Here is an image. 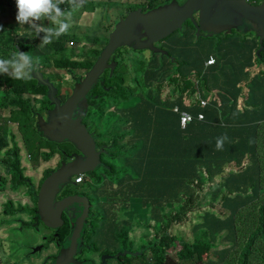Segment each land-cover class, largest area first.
<instances>
[{
	"label": "trees",
	"instance_id": "trees-1",
	"mask_svg": "<svg viewBox=\"0 0 264 264\" xmlns=\"http://www.w3.org/2000/svg\"><path fill=\"white\" fill-rule=\"evenodd\" d=\"M112 1H96V5L108 12L114 6ZM135 1L142 4L146 0ZM148 1L151 7L156 8L173 0ZM2 3L11 7L15 5V0H3ZM81 3L82 0H72L69 4L65 0V3L59 4V8L71 12ZM88 4L89 0H86L80 9ZM137 8L139 5L131 10ZM3 17L0 15V59H10L16 52L30 53L36 58V48L23 43L24 38L18 40L15 36L20 34L21 26L12 27L11 34L4 27ZM46 34L43 30L35 29L32 38L41 44ZM79 41L95 44L93 37L89 39L67 32L45 47L55 55L64 52L65 48L66 52L69 49L72 59H66V69L76 75L78 71L88 72L103 51L102 44L94 48L85 43L84 50L88 48L89 52L78 53L73 46ZM238 43V39L230 40L217 46L218 53H213L212 44L205 43L202 38L193 41L180 30L158 41L155 44L158 45L157 51L147 50L151 52V57L146 62L130 58L133 63L127 83V65L120 56L117 59L118 67L109 80L121 74L122 84L109 85L105 81L94 86L88 94L90 112L104 114L116 111L121 116L122 125L118 131L109 130L104 122L99 126L85 123L98 146V152L101 150L103 165L99 170L106 167V170L118 172L113 209L128 208L130 216H138L149 229L153 228L156 232L152 241L147 246L144 244L139 249L141 253L136 255L143 260L148 251L145 264L264 263L263 247H260L264 241V192L252 188L235 191L226 188L229 181H234L233 188L238 189L240 179L249 169L250 154L264 141V76H252L251 82L245 83L250 73L246 66L253 64L254 54L259 55L264 49L257 53L261 45L251 39H245L239 49ZM229 48L233 49L232 52L237 50L234 60L225 57L231 51ZM210 57L217 61L213 66L206 67L205 63ZM81 58H85L87 67L82 66L83 69L79 70L73 65ZM112 61H115L114 58ZM227 62H231V68L227 67ZM38 67L44 78H51L45 77L40 64ZM164 86L171 88L167 97H164ZM0 93V121L4 116L2 111H9L7 122L10 123L17 115L27 116L29 113L28 119L31 120L30 114L33 112L43 114L42 110L54 107L49 100L48 88L33 76L31 79H14L0 72ZM127 98L130 99L129 103L125 102ZM17 104L19 109L14 111L13 106ZM184 114L189 118L185 127L181 123ZM9 127L3 121L0 123V154L5 150V154L11 155L14 161L0 158V165L11 176L12 186L17 187L28 180L21 166L20 148L14 136L12 140L9 139ZM225 134L228 139L223 144V150H217V138ZM66 151L69 153L75 148L71 145ZM227 151H240L242 154L236 160H232L234 155H230L228 166H225L223 156ZM54 155L55 151L50 150L46 160H51ZM109 158L111 163L108 162ZM225 167H232V172L238 170L239 176L235 178L231 172L218 185L215 184V178L224 172ZM51 173L48 172L45 178ZM208 183L212 185V190L206 196L203 191ZM29 188L35 196L34 184L31 183ZM248 190H253L256 196L262 198H257L251 208L241 209L248 200H242L240 196L232 197V194ZM128 191L133 193L132 197ZM119 195L128 196L129 199L122 201ZM222 195L223 214L218 204ZM77 198L81 201L79 196ZM34 201L36 203L35 198ZM10 205H5L7 216L12 213L10 210L13 205ZM137 207L144 214H137ZM65 208L66 201L61 212ZM20 211L26 212V218L17 217L19 220L12 218L9 221L29 225L36 220L35 213L33 215L29 207L21 208ZM100 212L116 219L117 233L121 237L127 236L132 230L131 218L102 207ZM255 212H259L256 221L251 227L246 226L245 222L253 218ZM189 219L196 221L192 227V242L169 231V228ZM143 243L142 240L139 246ZM178 245H181L179 251L175 250ZM221 246L224 250H220ZM171 248L175 250L173 257L169 254ZM252 249L254 258L249 253ZM231 252L234 253L232 257Z\"/></svg>",
	"mask_w": 264,
	"mask_h": 264
},
{
	"label": "rangeland",
	"instance_id": "rangeland-1",
	"mask_svg": "<svg viewBox=\"0 0 264 264\" xmlns=\"http://www.w3.org/2000/svg\"><path fill=\"white\" fill-rule=\"evenodd\" d=\"M3 0H0V2ZM96 1H103V0H89V4L85 6L84 9H80L78 12L74 14V16L71 17L73 19V26L68 30V32L77 33L84 37H91L94 38L95 44H92L91 42L87 41L86 44H90L91 47L99 48L102 44V48L104 49L108 41L106 42L107 37L109 38L111 32L114 30L116 24L119 22V20L126 18L128 12L131 11L132 8L139 5V7L143 6L142 4H138L135 0H113L114 6L110 8L108 12H104L103 8L99 5H96ZM260 1V0H257ZM242 6H247L249 8V1L243 0V4L241 1H237ZM76 8V7H75ZM73 8L72 11L75 9ZM95 9V10H94ZM62 11H68L66 9H61ZM16 5L13 6H7L6 3H2L0 5V15H3V21H4V27L8 30L9 33L12 34V27H17L19 24L16 22L15 16H16ZM71 11V10H70ZM71 11V12H72ZM260 17L254 15L252 17V14H248V17L255 18V19H261V15L264 16V9L259 10ZM226 14H232V15H240L236 13L232 9H226ZM173 15L177 16L178 12L176 10L173 11ZM253 21V20H252ZM37 25L40 26V29L42 28H52L53 25L51 22L47 19L42 21H37ZM255 24V23H253ZM208 25V23H206ZM246 25L245 18L241 19L237 25H235L233 28L227 29L222 31L219 34L214 35L215 39V45H224L226 44L234 35H236L241 28H243ZM29 27V26H28ZM35 30V29H33ZM21 31H26L25 29H22ZM20 31V33H21ZM212 36V35H211ZM247 37V38H246ZM251 34H246L243 37H238L239 41H244L245 39H250ZM105 38V39H104ZM253 41L256 42V39L253 38ZM23 43L27 45H32L36 50H34V55L36 58H39L40 65L42 66V70L46 73V76H53V81L55 86L58 89V92L61 94L60 99L65 100L68 96H70L75 87V83L77 79H83L85 73L87 71L82 70L78 71L76 75H73L70 73V75L66 72H61L60 69L66 67V59H72V56L69 54L70 50L68 49L66 52V48L64 52H60L59 54H51L50 51L46 47L43 49H40L38 46L40 45V42L35 41L34 39H31L29 37H26L23 39ZM85 43L82 41L76 42L73 47H75L76 51L85 52L88 53L89 50L86 48L84 50ZM259 43H261L259 41ZM261 50V46L259 47ZM231 50L226 55L229 56L232 60H234V57L236 56V51L232 52V48H229ZM117 51L121 54V58L123 59V63L127 65L126 70L128 71V77L126 76L125 82H128L129 74L131 73V63H133V60H130V58L136 59V60H143L144 62L147 61V58H150V55L148 53H145L144 51H135L134 49H130L128 47H120L116 50L115 54L113 56L117 55ZM159 56V55H157ZM156 56V57H157ZM160 57V56H159ZM78 63H75L73 66L76 69H83V67H87L85 64V58H81L77 60ZM83 63V64H79ZM93 66L90 67V69ZM246 70H249V78L246 79L245 83L248 84L251 82L252 76H258L262 77L264 76V51H262L259 55L254 54L253 56V64L246 66ZM9 71L11 72V69L9 68ZM108 72V71H107ZM105 73V78H107L108 73ZM111 79V78H110ZM109 85H121L122 84V76L121 74L116 77V79L109 80V76L106 79ZM113 89V86H111ZM169 90L171 88L164 86V97L169 96ZM46 95V94H44ZM0 96H2V93H0ZM16 100L18 99L16 96L14 97ZM24 101H27L26 97H23ZM15 100V101H16ZM62 101V102H63ZM64 101V102H65ZM130 102V99L127 98L125 102ZM63 102V103H64ZM18 104L13 106L14 111H18L19 107ZM48 106V104H47ZM91 106L88 105L87 108L84 110L85 112L82 114L84 116V124H96L99 126L102 122L106 124L107 127H109V130L115 129V131H118L120 126L122 125L121 116L116 111H110L103 113H97V112H90ZM3 119L0 121V123L3 121L7 126L9 125V139L12 140L13 136L15 139V142L18 144L20 148V159H21V166L24 169V177L28 180V182L20 183L17 187L12 186L11 182V176L5 172L4 168L0 165V264H43L41 262L42 257H39L41 252H35L30 253L29 261L24 262L20 259L22 249L26 245H36L40 241V237L43 235L42 231H39V235H35L32 231H28L27 229L23 232H18L15 227V223H13L11 220L12 218L17 217H24L25 211H20L21 208H28L29 210L33 207H37V201L33 200L31 196V189L29 188V185L32 183L35 187V193L38 194L40 187L45 180V177L48 172H52L57 169V163L59 161L60 156L63 154V150L71 145H73L71 142L65 141V142H53L50 139L48 141L43 138L36 127V122L34 119L30 120L28 119L29 113L26 116L23 115H17L13 119H11L13 122H7V118L10 116L9 111H2ZM86 122V123H85ZM87 126V125H86ZM88 128V126H87ZM89 133L90 129L88 128ZM109 138V137H108ZM108 147L111 146V143L107 145ZM48 147V151L40 148H46ZM50 150L55 151V155L51 158V160H46L47 153ZM242 152L240 151H227L226 154L223 156V162L225 166H228L229 156L234 155L232 160L240 159ZM0 158H5L9 162H13V157L9 154H5V150L1 151ZM109 163H111V160L109 158ZM226 170V167L224 168ZM241 172H245V170H242ZM92 175L87 174L84 177V182L79 184L80 188L76 189L74 188V192H80L84 193L93 202V208L92 211L96 214L89 216V223L90 227L87 228V245L90 246V249H101L102 245H106L104 243V236L102 235L100 231L103 230L105 221L104 214L100 212L99 206H107V208L111 211H115L120 216H125L128 218H131L133 221L132 230L128 232L127 236L121 237L118 233L112 232L111 236L114 237L118 241V245L121 248V245L125 243L124 239L126 240H138L140 238V242L143 240V237H145L146 240L152 241L153 237H155L156 232L153 228L149 229L146 225L145 221H141L138 216H130L129 213H127L128 208L124 209H113L114 205L112 201L110 205L106 203V197H108V194H103V191H107L108 184L106 183V180L112 185L111 187L118 186L116 176L117 173H114L113 170H106V167L98 169ZM238 170L234 169L232 172V175L237 178L239 176ZM124 176H126V173L124 172ZM123 176V177H124ZM90 178L93 181H96L95 184L90 183ZM244 178L245 180H241ZM239 182L238 189H234V181H229L226 185L227 189H233L239 190V188H252L257 189L262 192H264V141L262 140L259 143V146L256 151L252 152L249 157V169L243 175ZM221 181L218 178H215V184H219ZM115 183V184H114ZM73 185V184H71ZM70 185V186H71ZM128 186V185H127ZM219 187V186H216ZM66 190V186L61 188V192ZM212 190V185L208 183L205 186V189L203 193L207 194ZM109 193V191H107ZM119 198L122 199V201L128 200V196H122L119 195ZM12 203L13 208L10 210L12 213L8 216L5 214L6 212V206L10 205ZM263 204V202H261ZM251 208V207H250ZM136 213L140 214L143 213V211L140 210L139 207L136 208ZM259 212L253 213L254 217L249 218L245 225L248 227H251L252 224L256 221L257 216ZM192 217V216H191ZM196 224V221L193 219H189L188 221H185L180 224H176L173 227L169 228V231H171L174 235H182L183 239L188 242L193 241V231L192 227H194ZM113 226V222L111 224ZM73 233V231H72ZM144 235V236H142ZM142 236V237H141ZM144 241V240H143ZM139 242V244H140ZM263 247V253H264V241L261 242L260 247ZM181 249V245H178L175 250L179 251ZM171 248L170 249V256L173 257L175 255V250ZM54 252V248L51 247L48 250H45L44 256L50 255ZM148 253V252H147ZM249 253H252V258H254L255 252L252 250L249 251ZM83 264H86V262H83ZM260 263V261L258 262ZM264 264V263H263Z\"/></svg>",
	"mask_w": 264,
	"mask_h": 264
},
{
	"label": "water",
	"instance_id": "water-1",
	"mask_svg": "<svg viewBox=\"0 0 264 264\" xmlns=\"http://www.w3.org/2000/svg\"><path fill=\"white\" fill-rule=\"evenodd\" d=\"M238 1L243 4V0ZM255 8L259 9L252 11L250 7H241L240 3L235 0H187L181 5L173 1L171 4L159 6L147 12H142L141 9L131 10L126 18L119 20L116 24L108 38L107 46L93 67L85 73L83 79H77L73 93L67 97L64 103L58 97L57 87L43 77L40 67H38L32 76L42 86L48 88L49 100L54 108L44 114L38 113L37 130L47 141L50 139L53 142H71L79 153L72 155L70 162L63 163L43 181L35 198L37 201L36 214L40 221L49 228L59 229L62 225L61 210L65 205L64 199L56 200L61 193V188L68 186L71 183V178L95 172L103 165L100 156L101 150L98 152V146L84 124L82 114L89 105L87 97L93 87L99 83H105V72L110 70L109 77L115 73L118 62L112 61V59L118 48L128 47L135 51H157L158 48L155 44L158 41L182 29L183 23L187 20L194 21L193 14L198 12L202 27L208 29L214 26L210 31L211 35L233 28L243 18L248 19L243 35L254 32L255 37H260L261 43L259 44L263 50L264 16L261 15V19H255L248 17L247 13H252V17L254 15L260 17L259 10L264 9V3ZM226 9H232L240 15L226 14ZM174 10L178 12L177 16L173 15ZM248 25L254 27L249 30ZM261 50L259 49L257 53ZM106 90L109 91V89ZM77 113L78 117H76ZM79 199L81 201L76 199V196L66 199L65 210L76 211L71 218L75 220L72 222L74 234L69 246L67 243L64 244L53 264H81V262L77 263L76 252L84 235V225L88 223L91 206L86 197L79 196ZM40 250L41 247H38L33 250V253Z\"/></svg>",
	"mask_w": 264,
	"mask_h": 264
},
{
	"label": "flooded vegetation",
	"instance_id": "flooded-vegetation-1",
	"mask_svg": "<svg viewBox=\"0 0 264 264\" xmlns=\"http://www.w3.org/2000/svg\"><path fill=\"white\" fill-rule=\"evenodd\" d=\"M175 1H178L179 4H184L187 0H175ZM235 1H238V0H235ZM248 1H249L248 4L250 6H254V7H257L264 2V0H261V1L248 0ZM163 5H165V4H163ZM139 8H141L142 11L145 12V11L154 9L155 7H151V4L149 3V1L146 0V1H144L143 6L139 7ZM193 17L198 22L199 13L195 12L193 14ZM245 20L247 22L248 19H245ZM221 24H223V23H221ZM179 31L180 30H177L175 32H179ZM182 32H184V34L189 39H192L193 41H196L198 38H202L205 43L212 44L211 49H212L213 53H218L217 46L215 45V39L213 37L214 35H216L218 33L212 34V36H211V34H208L203 30L198 31L195 23L192 20H187L186 22L183 23ZM243 33H244V27L241 28L239 30V32L236 35H234L230 40L238 39V37L245 36V35H243ZM253 38H255L256 41L258 42L259 39L256 37H253V34H251L250 39L253 40ZM241 44H243V42L239 41V43L237 45L238 49H239V46ZM220 46H222V45H220ZM144 52L148 53L151 57V52H149L147 50H145ZM120 55L121 54L117 51V55L113 56L114 60L117 61V59L120 57ZM61 72H65V73L67 72L70 75V71H67L66 67L61 68L60 73ZM107 73L109 76V72H107ZM71 74H73V73H71ZM105 75H104V77H105ZM53 76L54 75H52L51 78H49L51 81L49 79L48 80L51 83L53 82V84H54ZM45 77H47V76H45ZM45 79H47V78H45ZM60 95L61 94L59 93V96ZM42 100H43V98H42ZM40 103H42V102H40ZM53 108L54 107H52L50 109H53ZM48 110L49 109H45V110L41 111L39 109V111H41L43 114ZM30 117H31V120L34 119L36 124H37L38 113L33 112L32 114H30ZM76 117H78V113L76 114ZM74 148H75V151H71L69 153H67L66 148L63 150V154L60 156L59 161L57 163V169L60 168L63 163H65V162L67 163V162L71 161L72 155H74L76 152H78L76 147H74ZM42 149L46 150V152H47L49 148L46 147V148H42ZM56 170H54V171H56ZM71 180H72V178H71ZM71 184H72V181L68 186H66V190H64L63 192H61L57 196V198H56L57 201H60L62 199H64L66 201V199L71 197V196H76V198H77V196L89 198V196H87L84 193L73 191L74 188H76V189L80 188L79 184H76V185H74V184L71 185ZM36 195L34 196L31 193L33 200H34V198H36ZM115 198H116V196L114 193L110 194L109 197H106V203H108V205H110V203L112 201L116 202ZM90 206H91V209H90L89 213H90V216H92V215L96 214L95 212L92 211V208H93L92 200H91ZM100 207H102L104 209H108L107 206H100ZM29 211L31 213H33V215L35 213L36 220L34 222H31L29 225L22 223V222H15L14 229H16L18 232H23L24 228L26 227L28 231H32L35 235H39L38 234L39 231H42L43 235L40 237V241L36 245L24 246V248L22 249L20 259L23 260L24 262L29 261L30 253H32L33 250H35L36 248L41 247V250L39 251V253L41 252L39 257H42L41 262H43V264H53L56 261L58 255L60 254L64 244L67 243L68 246L70 244L69 242L72 239L73 234H74V231L72 230V222H75V220H72L71 218L76 213V211L75 210L71 211L69 209L62 211V215H61L62 225L59 229L49 228L43 222H41L39 217L36 214L37 207L31 208ZM17 220H19V219L17 218ZM103 220L105 221V224H104L103 230L102 231L99 230V232H101L102 235L104 236V243H106L107 246L102 245L101 249H90V246L87 245V242H86L87 231L86 230L88 227H90L89 217H88V219H87L88 223L84 225V235L81 239L79 249L76 252L77 263L81 262V264H83V262H86V264H139L142 261L143 264H145V259L148 258V256H149L147 253L148 251H146V257H143V260H140L139 256L136 257V255H133V254H140L141 251L139 249L144 247V244H146V246H147L149 244V241L146 240L145 237H143V240L145 243H143L139 246L140 238L138 240H136V239L126 240V238H125L124 239L125 243H123L121 245V248H120V246L118 245V241L114 237L111 236V233L113 231L117 233L116 219L107 213V214H104ZM112 222H113V226L111 225ZM72 231H73V233H72ZM142 236H144V235H142ZM51 247L54 248V252L50 255L44 256L45 250H48Z\"/></svg>",
	"mask_w": 264,
	"mask_h": 264
},
{
	"label": "clouds",
	"instance_id": "clouds-1",
	"mask_svg": "<svg viewBox=\"0 0 264 264\" xmlns=\"http://www.w3.org/2000/svg\"><path fill=\"white\" fill-rule=\"evenodd\" d=\"M173 1H175V0H173ZM67 2L69 4H71L72 0H67ZM85 2H86V0H82V3L80 5H78L72 12H68V11H62L59 8V4L65 3V0H15V5H16V9H17L15 19L19 25H28L29 30L38 29V30H43L47 33L45 35V37L43 38V43H41L38 46L40 49H43L45 47V45L50 44L51 42H53L54 39H58L61 35L67 34L68 30L73 26V19H71V17L74 16V14L76 12H78L81 7H83V4ZM172 2H170L168 4H171ZM176 3H177V1H176ZM165 5H167V4H165ZM261 5H259V6H261ZM161 6H163V5H161ZM249 7L251 8L252 11L259 9V8H255V7H251V6H249ZM137 9H140V8H137ZM133 10H136V9H133ZM148 11H150V10H148ZM142 12H144V11H142ZM145 12H147V11H145ZM45 19H47L51 22V24L53 25L52 28L40 29V26L36 24L37 21H42ZM193 22L195 23L198 31L203 30L208 34H210V31L214 27V26H212L208 29L202 27L200 18H199L198 22L195 19ZM246 24H247V22H246ZM253 27L254 26H252V25H248L249 30H251ZM255 27H256V25H255ZM179 30H183V26H182V29H179ZM29 34H32L31 31H29ZM249 34H253V37H255L254 32H249ZM256 38H258L260 40V37H256ZM259 40H258V42L257 41L256 42L259 43ZM263 44H264V42H263ZM156 47L158 48V45ZM210 58H214V57H210ZM214 59H215V63H216L217 59L216 58H214ZM207 62H208V60H207ZM39 63H40L39 58H33L30 53L16 52L14 55H12V57L10 59L9 58L0 59V72L9 74L14 79H31L32 74L38 70ZM206 63H205V66H206ZM213 65H211V66H213ZM211 66H206V67H211ZM9 68L11 69V72L9 71ZM107 71L109 72V76H110V70H107ZM105 81H106V79H105ZM58 97H60V96L58 95ZM182 121H183V119H181V123H182ZM185 126H183V127H185ZM227 139L228 138H227L226 134L221 136V137H218L217 142H216V149L217 150H223V144ZM232 170H233L232 167H226V170H224V172L218 177V179L220 181H222L223 177H226L227 175H229L232 172ZM85 175H87V174H85ZM85 175H83V176L85 177ZM76 177H73L71 180L72 184H74V185H76V183H75ZM83 182H84V178H83ZM253 194H255L253 192V190H248V191L236 192V193L232 194V197L240 196L242 198V200H248L247 207H251L254 204V202L256 201V199H252L251 197H249V196H253ZM222 197H223V195L220 196L218 204H219V210L224 211L225 209H224V203L222 201ZM258 198L261 199L262 196H258Z\"/></svg>",
	"mask_w": 264,
	"mask_h": 264
},
{
	"label": "crops",
	"instance_id": "crops-1",
	"mask_svg": "<svg viewBox=\"0 0 264 264\" xmlns=\"http://www.w3.org/2000/svg\"><path fill=\"white\" fill-rule=\"evenodd\" d=\"M1 3H2V1H1ZM8 6V5H7ZM21 26V30L22 29H25L26 31H21V33L19 34V35H15L17 38H18V40H22L23 38H26V37H29V38H31V39H33L32 38V34H29V31H31V33L33 32V29H31V30H29V27H28V25H20ZM237 51V50H236ZM235 52V51H234ZM236 54H238V53H236ZM225 57H228L229 58V56L228 55H226ZM230 64H231V62H227V67L228 68H231V66H230ZM264 81V80H263ZM86 177V176H85ZM90 183H92V184H95L94 182H92L93 180L90 178ZM106 183L108 184V189H107V191H109V193L107 192V191H103L102 190V193L103 194H108V197H109V195L110 194H112L114 191H116L117 192V189L118 188H114V186H113V188L111 187L112 185L106 180ZM113 189V190H112ZM112 191V192H111ZM128 194H129V196H133V193L132 192H130V191H128ZM249 197H251L252 199H257L258 198V196H256L255 194H253V196H249ZM87 199H88V202L89 203H91V200H90V198H88V197H86ZM247 207V205L245 206V207H242L241 209H244V208H246ZM221 211V213L223 214L224 212H225V210L224 211H222V210H220ZM220 250H224V248L221 246L220 247ZM234 255V253H232L231 252V257Z\"/></svg>",
	"mask_w": 264,
	"mask_h": 264
},
{
	"label": "built area",
	"instance_id": "built-area-1",
	"mask_svg": "<svg viewBox=\"0 0 264 264\" xmlns=\"http://www.w3.org/2000/svg\"><path fill=\"white\" fill-rule=\"evenodd\" d=\"M71 45H72V43H71ZM214 63H215V59H214V58H210V59L208 60V62L206 63V66H211V65H213ZM182 119H183V121H182V125L185 126L189 118H188V116H187L186 114H184V116H183ZM83 178H84L83 175L77 176V177L75 178V183H76V184H80V183H82V182H83Z\"/></svg>",
	"mask_w": 264,
	"mask_h": 264
}]
</instances>
